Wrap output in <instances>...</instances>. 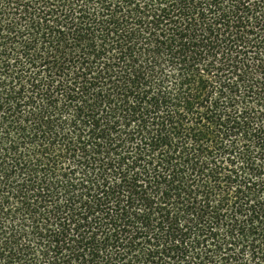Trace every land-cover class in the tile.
<instances>
[{
    "label": "trees",
    "instance_id": "16d2710c",
    "mask_svg": "<svg viewBox=\"0 0 264 264\" xmlns=\"http://www.w3.org/2000/svg\"><path fill=\"white\" fill-rule=\"evenodd\" d=\"M0 264H264V0H0Z\"/></svg>",
    "mask_w": 264,
    "mask_h": 264
},
{
    "label": "snow or ice",
    "instance_id": "6c2138e0",
    "mask_svg": "<svg viewBox=\"0 0 264 264\" xmlns=\"http://www.w3.org/2000/svg\"><path fill=\"white\" fill-rule=\"evenodd\" d=\"M249 2H251V0H249Z\"/></svg>",
    "mask_w": 264,
    "mask_h": 264
}]
</instances>
